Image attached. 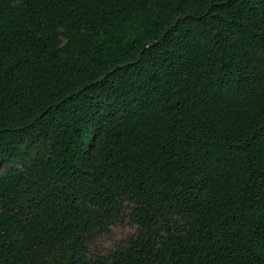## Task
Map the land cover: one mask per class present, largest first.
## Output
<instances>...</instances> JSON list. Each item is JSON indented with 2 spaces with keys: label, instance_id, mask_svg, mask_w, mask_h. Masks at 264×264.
<instances>
[{
  "label": "trees",
  "instance_id": "trees-1",
  "mask_svg": "<svg viewBox=\"0 0 264 264\" xmlns=\"http://www.w3.org/2000/svg\"><path fill=\"white\" fill-rule=\"evenodd\" d=\"M0 264H264V0H0Z\"/></svg>",
  "mask_w": 264,
  "mask_h": 264
},
{
  "label": "rangeland",
  "instance_id": "rangeland-1",
  "mask_svg": "<svg viewBox=\"0 0 264 264\" xmlns=\"http://www.w3.org/2000/svg\"><path fill=\"white\" fill-rule=\"evenodd\" d=\"M134 233L135 225L125 218L121 222L111 225L108 233L98 238L91 246V251L99 255H106L125 243L127 238Z\"/></svg>",
  "mask_w": 264,
  "mask_h": 264
}]
</instances>
